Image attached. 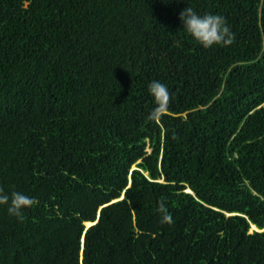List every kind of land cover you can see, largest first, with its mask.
<instances>
[{"label":"trees","instance_id":"16d2710c","mask_svg":"<svg viewBox=\"0 0 264 264\" xmlns=\"http://www.w3.org/2000/svg\"><path fill=\"white\" fill-rule=\"evenodd\" d=\"M186 4L233 42L200 46ZM13 189L36 203L0 205V264H264V0H0Z\"/></svg>","mask_w":264,"mask_h":264},{"label":"clouds","instance_id":"9594fccd","mask_svg":"<svg viewBox=\"0 0 264 264\" xmlns=\"http://www.w3.org/2000/svg\"><path fill=\"white\" fill-rule=\"evenodd\" d=\"M164 2H168V0H164ZM178 15L183 25L182 28L205 49L214 45H229L233 42L234 33L222 14L201 13L186 4ZM147 91L153 100V107L148 112V119L155 120L162 115L163 110L168 106L171 94L167 84L159 79L148 81ZM165 200V197H161L157 211L160 214L162 223H171V213ZM35 203L36 198L22 190L13 189L9 192L0 190V205L5 206L7 213L18 221L25 219V210Z\"/></svg>","mask_w":264,"mask_h":264},{"label":"water","instance_id":"95a60500","mask_svg":"<svg viewBox=\"0 0 264 264\" xmlns=\"http://www.w3.org/2000/svg\"><path fill=\"white\" fill-rule=\"evenodd\" d=\"M190 191H192V190L190 189ZM124 196H125V194H124ZM87 224H88V222H87ZM252 227H254L253 229H258L256 225H253Z\"/></svg>","mask_w":264,"mask_h":264},{"label":"bare ground","instance_id":"6f19581e","mask_svg":"<svg viewBox=\"0 0 264 264\" xmlns=\"http://www.w3.org/2000/svg\"><path fill=\"white\" fill-rule=\"evenodd\" d=\"M91 224H92V222H88L87 226H90ZM252 228H254V227H252Z\"/></svg>","mask_w":264,"mask_h":264},{"label":"rangeland","instance_id":"374dc122","mask_svg":"<svg viewBox=\"0 0 264 264\" xmlns=\"http://www.w3.org/2000/svg\"><path fill=\"white\" fill-rule=\"evenodd\" d=\"M253 229V228H252Z\"/></svg>","mask_w":264,"mask_h":264}]
</instances>
